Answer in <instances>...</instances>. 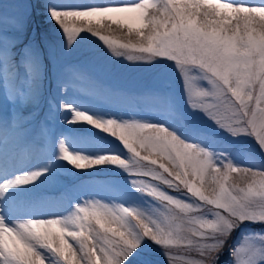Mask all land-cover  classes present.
I'll return each instance as SVG.
<instances>
[{
  "label": "snow or ice",
  "instance_id": "obj_1",
  "mask_svg": "<svg viewBox=\"0 0 264 264\" xmlns=\"http://www.w3.org/2000/svg\"><path fill=\"white\" fill-rule=\"evenodd\" d=\"M81 4L82 0H59L49 8L69 47L87 32L103 41L114 55L173 62L193 109L204 111L233 135L254 137L264 150V4L231 0ZM20 26L19 15L5 12L0 16V78L9 99L13 98L14 86L8 71L5 33ZM123 28L127 29L123 41L108 34ZM203 98L213 102L203 103ZM69 122H86L117 138L132 160L116 154L85 157L70 152L63 141L59 145L61 159L77 169L105 163L121 166L130 174L152 177L175 191L183 189L186 199L141 180L137 187L161 202V207L151 213L89 201L66 219L28 220L8 226L0 217V264H53V257L55 264H126L145 238L164 247L169 264H177L171 253L177 246L196 248L201 256L196 264H216L240 224L264 223V169L220 160L162 125L100 119L81 111H74ZM140 161L147 164L139 166ZM44 171L17 175L0 184V196L9 188L34 183ZM233 174L244 179V186L231 181ZM173 210L198 213L187 221L191 225L189 235L173 227ZM230 255L232 264H264V234L245 237L230 249Z\"/></svg>",
  "mask_w": 264,
  "mask_h": 264
},
{
  "label": "rangeland",
  "instance_id": "obj_2",
  "mask_svg": "<svg viewBox=\"0 0 264 264\" xmlns=\"http://www.w3.org/2000/svg\"><path fill=\"white\" fill-rule=\"evenodd\" d=\"M124 2L131 0H82L81 6ZM231 2L264 4V0ZM58 3L59 0H0V16L7 12L9 16L21 17V26L5 33L14 91L9 99L0 78V184L17 175L46 170L34 183L9 188L0 196V217L8 226L28 220L66 219L89 201L137 207L151 213L161 207V202L137 187L141 180L186 199L183 189L175 191L152 177L130 174L121 166L105 163L77 169L61 159L59 145L63 141L70 152L85 157L116 154L132 160L117 138L86 122L70 123L74 111L100 119L162 125L220 160L264 169V150L254 137L233 135L204 111L190 106L184 80L173 62L162 58L129 60L126 55H114L103 41L87 32L81 33L69 47L65 34L49 14V8ZM126 32L123 28L108 34L123 41ZM200 84L209 87L206 81ZM202 102L213 101L203 98ZM144 164L147 162H139V166ZM150 167L160 171L157 166ZM231 181L245 184L237 174L232 175ZM50 192L55 194L49 195ZM173 215V227L180 234L189 235L187 229L191 225L187 221L198 213L173 210ZM255 233L264 234V223L240 224L231 233L216 264H232L230 249ZM171 253L177 264H196L201 259L194 247H173ZM52 261L55 264L54 257ZM126 264H169V260L162 245L145 238Z\"/></svg>",
  "mask_w": 264,
  "mask_h": 264
},
{
  "label": "trees",
  "instance_id": "obj_3",
  "mask_svg": "<svg viewBox=\"0 0 264 264\" xmlns=\"http://www.w3.org/2000/svg\"><path fill=\"white\" fill-rule=\"evenodd\" d=\"M173 119H174V118L171 119V117H170V120H171L172 122L175 121V120H173ZM171 125H173V124H171ZM172 127H173V126H172ZM180 131H181V129H180ZM91 168H94V166H92ZM97 175H98V174H97ZM97 175H96V176H97Z\"/></svg>",
  "mask_w": 264,
  "mask_h": 264
},
{
  "label": "bare ground",
  "instance_id": "obj_4",
  "mask_svg": "<svg viewBox=\"0 0 264 264\" xmlns=\"http://www.w3.org/2000/svg\"><path fill=\"white\" fill-rule=\"evenodd\" d=\"M0 95H1V91H0Z\"/></svg>",
  "mask_w": 264,
  "mask_h": 264
}]
</instances>
